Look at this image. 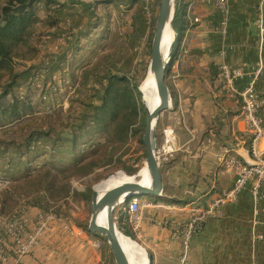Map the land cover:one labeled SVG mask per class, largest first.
<instances>
[{"label":"crops","instance_id":"0c3cea01","mask_svg":"<svg viewBox=\"0 0 264 264\" xmlns=\"http://www.w3.org/2000/svg\"><path fill=\"white\" fill-rule=\"evenodd\" d=\"M56 1L64 7L57 14L58 26L51 29V35L45 41L49 53L47 58L54 65L53 75L67 66L65 55L69 50L80 47V43L90 42L93 59L99 45L112 35L108 15L96 18L91 25V33H85L87 23L93 22L91 10L95 7L109 8L116 4L128 17L134 12L119 29L125 40L134 39L139 44L147 35L144 13L135 26V11L141 1L139 4H131L130 0ZM191 5L187 20L193 28L184 35V54L170 69L172 107L159 119L162 132L159 144L166 128L175 131V152L169 157L172 162L161 163L164 169L163 200L177 199L188 203L176 205L165 200L168 203H156L157 207L144 211L145 215L159 220L169 219L177 225L189 219L191 207H206L233 186L235 176L225 171L220 163L221 157L232 155L243 162L250 161L251 135L246 128L241 105L216 98L218 77H213L211 67L219 70L221 66L254 65L261 56L264 59L255 26L257 0H230L227 12L219 10L210 0H193ZM194 17L200 19L198 24H192ZM63 29L71 30V34H65ZM84 53V50L78 52L73 59L77 68L78 62L86 56ZM108 54L105 51L101 57L112 61L113 56ZM62 59L66 62L62 63ZM129 63L127 59L118 67L127 74L131 68ZM108 67L112 68L113 64H108ZM177 73L174 82L172 76ZM244 83L240 80L237 86L243 88ZM258 92L264 97V77L258 83ZM261 115L264 117V108ZM261 193L262 198L256 201L250 185L242 191L237 202L222 207L216 216L207 219L202 232L191 242L186 264H264V185ZM36 212L35 209L29 210L31 215ZM120 212L126 216L127 222L123 224L151 255L152 264H181V241L173 237L169 229L144 222L139 231H133L124 206L119 207L115 214ZM67 223L70 222L64 218L54 221L52 231L42 237L40 244L24 258L22 264H101L100 241H94L84 231L81 234L66 230Z\"/></svg>","mask_w":264,"mask_h":264},{"label":"rangeland","instance_id":"374dc122","mask_svg":"<svg viewBox=\"0 0 264 264\" xmlns=\"http://www.w3.org/2000/svg\"><path fill=\"white\" fill-rule=\"evenodd\" d=\"M87 1L90 2V0ZM140 1V8L146 15L148 30L147 35L139 41V44H136L134 39L125 40L119 32L123 26L122 22L130 19L129 17L133 16L134 12H131L133 14L128 17L116 4L109 8L95 7L91 10L93 22L87 23L85 33L87 35L91 33L90 28L92 24L94 25L96 18L102 19L108 15L107 21L113 30L110 33L112 35H109L110 38L99 45L97 56L93 59H91L90 42L80 43V47L69 50L70 55H65L67 57L65 60L68 62L65 65L67 66L56 75L52 73L54 65H51V61L47 58L49 53L45 43L48 41L46 37L51 35L52 30L45 23L47 19L45 13L40 12L43 22L36 26L35 34L30 40V44L38 49V56L31 60L29 59L31 53L25 50L27 58L16 61L18 73L27 74L29 81L34 82L37 86L32 89V93L27 89V84L22 85L21 89L22 94L29 93L35 100L34 113L27 116L24 123H18L9 129H0V217L23 209L41 210L44 213L55 215L59 213L67 222L88 233L92 215L93 192L99 185L120 173L141 182V172L146 168L147 157L146 148L142 143L143 134L132 136L127 145L119 146L106 143L103 134L94 133V131L88 133L86 129L81 132L77 127L80 124V116L90 113L89 105L98 103L96 100L97 85L92 81L93 78H89L86 82L83 73L89 71L96 73L95 68H99L98 75L101 76L105 73L108 61L101 57L103 52L106 51L109 53L108 55L113 56L111 61L113 67L120 66L128 59L131 68L127 75L130 76L131 83L138 86V91L146 85L160 2L159 0H149L147 5V0ZM176 3L177 0L175 5ZM92 13L88 15V18ZM112 19L114 22H109ZM70 31L63 29L67 35L71 34ZM82 50L86 56L81 59V62H78L77 68L73 59ZM98 58L99 60L96 61ZM65 60L62 59V63L66 62ZM80 68H83L84 72L78 70ZM111 69L117 71L115 68ZM1 85H3L2 80H0V92ZM140 95L143 101V96L141 93ZM82 101H85L86 105H83ZM144 120L145 117L142 114L138 124L142 125ZM72 131H78L81 134L79 140L81 142L90 143L89 141L92 139L94 146L81 156L76 152L72 153L70 143L63 141L70 138ZM161 133V126L158 122L156 129L158 145L162 137ZM81 159L87 163H95L93 173L88 175L82 171L74 172L75 162ZM47 171H50V175H47ZM51 181H53V185H49ZM250 185H252V181L242 191L249 188ZM63 187H69L73 196L65 197L66 191ZM242 191L238 194L237 200ZM163 199V197L159 199L140 197L142 202L168 203ZM33 205L40 206L38 208ZM115 223L120 234L145 249L135 236L126 234L120 229L116 214ZM88 236L101 243L98 250L101 255V264H116L107 240L90 233ZM145 250L150 257L147 249Z\"/></svg>","mask_w":264,"mask_h":264},{"label":"trees","instance_id":"16d2710c","mask_svg":"<svg viewBox=\"0 0 264 264\" xmlns=\"http://www.w3.org/2000/svg\"><path fill=\"white\" fill-rule=\"evenodd\" d=\"M139 2L140 0H130L131 4H139ZM192 3L193 0H177L176 3L174 29L177 38L172 61L166 76V82L171 91L170 69L184 54V49L182 48L184 35L187 30L193 28L187 20L188 8ZM63 7L56 0H0V80L3 81L0 92V129H9L18 123H24L26 122V117L34 113L35 100L29 93L22 94L21 91L22 85L27 84V89L32 93V89H34L33 83L29 81L27 74L18 73L16 61L27 58L25 50L31 53L29 57L31 60L38 56V49L30 44V40L35 34L36 26L43 22L40 12L45 13L47 18L45 23L48 28L52 29L58 26L59 18L57 14ZM135 12L136 26L143 13L140 5ZM108 64L111 65L110 60H108ZM117 67H112L117 69L115 72L111 67L107 66L105 73L101 76L97 74L99 68H95L96 73L95 71L86 73L82 71L86 82L89 78H93L92 81L97 85L96 100L98 103L89 105L90 113L80 116V124L77 127L81 132L86 129L88 133L94 131V133L103 134L104 141L108 144L125 146L128 144L130 137H135L139 134L144 135L147 112L142 103L138 86L131 83L130 76L123 73L121 67ZM211 71L213 77L217 78L219 70L211 67ZM82 103L86 105L85 101H82ZM142 114L145 120L142 125H139L138 120ZM69 137V139L67 138L63 141L69 142L72 153L76 152L80 156L94 146L92 145L94 143L92 139L89 141L90 143L79 141L81 134L78 131H72ZM75 165L74 172L82 171L89 175L93 173L95 163H87V161L81 159L76 161ZM160 170L163 173L164 169L162 167ZM47 175H50V171H47ZM49 185H53V181ZM63 188L66 191L65 197L73 196V192L71 193L69 187ZM192 188H194L193 185ZM168 202L176 205H187L188 203L177 199H169ZM35 206L33 205V207ZM39 206L37 205L36 207L39 208ZM56 214L61 216L59 213ZM116 220L120 229L132 236L128 227L123 224L127 222L125 214L123 215L121 212L116 214Z\"/></svg>","mask_w":264,"mask_h":264},{"label":"built area","instance_id":"2783aa9c","mask_svg":"<svg viewBox=\"0 0 264 264\" xmlns=\"http://www.w3.org/2000/svg\"><path fill=\"white\" fill-rule=\"evenodd\" d=\"M147 5L149 0L146 1ZM219 10L227 12L230 0H210ZM147 9L148 6H147ZM192 10V5L190 6ZM192 24H198V17L192 18ZM255 26L260 40V51H264V0H257V19ZM178 73L172 76L175 82ZM264 77V59L262 56L254 65L243 64L236 67L221 66L219 68L216 98L232 100L241 105V112L246 128L251 135L249 145L250 161L243 162L230 155L220 158V163L228 174L235 176L233 186L222 193L206 207H191L190 217L184 223L177 225L169 219L159 220L155 216L145 215L146 209L157 207L154 203L142 202L140 197H133L125 203L124 211L133 231H139L144 222L169 229L172 236L182 244L180 256L181 264H186L190 254L193 238L197 237L207 219L216 216L222 207L237 201L238 194L252 181V194L256 201L262 198L261 189L264 185V117L261 112L264 108V97L258 92V83ZM244 80L243 88L237 82ZM175 152V131L166 128L163 131V140L157 145V159L160 163L167 162ZM9 184V183H8ZM61 216L53 213H44L38 210L31 215L29 210H16L9 215L0 217V264H22L25 257L32 254L40 244L42 237L52 231L51 224L62 220ZM70 232L82 234V230L65 224ZM262 238V237H261Z\"/></svg>","mask_w":264,"mask_h":264},{"label":"water","instance_id":"95a60500","mask_svg":"<svg viewBox=\"0 0 264 264\" xmlns=\"http://www.w3.org/2000/svg\"><path fill=\"white\" fill-rule=\"evenodd\" d=\"M175 1L176 0H160V6L154 29V37L151 46L149 71L154 75L155 78L159 94V103L152 111H148L146 109V127L142 138V143L146 148L147 153L145 165L149 173L151 183L146 186L139 183L138 181L126 182L112 189L106 190L101 195L96 190L93 192V199L91 203L92 215L88 226V233L92 235H99L107 240L116 264H130L128 256L126 255V252L118 238L119 230L117 229L115 223V213L117 209L123 206L133 197L159 199L164 195L163 177L160 170L161 163L158 161L156 155L158 145L156 129L161 114L165 111H168L172 107V96L169 86L166 82V76L168 67L172 61L174 45L177 38L174 29L176 13ZM168 26L173 29L174 38L170 45L169 54L166 58H164L162 54V48L164 43V35ZM106 207L108 208L107 224L102 225L98 221L99 214ZM149 264H152V259L150 257Z\"/></svg>","mask_w":264,"mask_h":264},{"label":"bare ground","instance_id":"6f19581e","mask_svg":"<svg viewBox=\"0 0 264 264\" xmlns=\"http://www.w3.org/2000/svg\"><path fill=\"white\" fill-rule=\"evenodd\" d=\"M173 38H174L173 29L168 26L164 35V43L162 48V54L164 58H166L167 55L169 54L170 45L173 41ZM140 91L143 96V102L147 110L152 111L159 103V94H158L154 75L150 71L148 72L146 85L142 87ZM135 181L136 180L134 178H131L123 173H120L114 177H111L106 183L99 185L96 188V191H98V193L101 195L106 190L112 189L118 185H121L126 182H135ZM140 181L141 182L139 183L146 186L151 183V179L147 171V168H144L143 171L141 172ZM107 212H108V208L106 207L99 214L98 221L102 225L107 224ZM118 238L120 240L122 247L126 252V255L128 256L130 264H149V257L144 248L140 247L136 242L123 236L119 232H118Z\"/></svg>","mask_w":264,"mask_h":264}]
</instances>
